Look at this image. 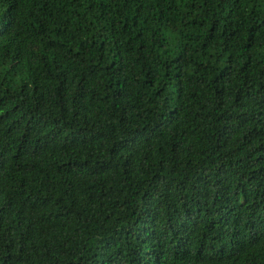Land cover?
I'll return each mask as SVG.
<instances>
[{
    "label": "trees",
    "instance_id": "16d2710c",
    "mask_svg": "<svg viewBox=\"0 0 264 264\" xmlns=\"http://www.w3.org/2000/svg\"><path fill=\"white\" fill-rule=\"evenodd\" d=\"M0 264H264V0H0Z\"/></svg>",
    "mask_w": 264,
    "mask_h": 264
}]
</instances>
